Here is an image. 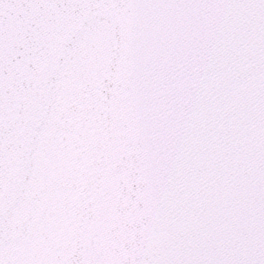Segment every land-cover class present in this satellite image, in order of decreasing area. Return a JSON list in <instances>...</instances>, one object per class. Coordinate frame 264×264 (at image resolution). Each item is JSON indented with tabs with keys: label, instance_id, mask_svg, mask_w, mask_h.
I'll return each mask as SVG.
<instances>
[{
	"label": "snow or ice",
	"instance_id": "6c2138e0",
	"mask_svg": "<svg viewBox=\"0 0 264 264\" xmlns=\"http://www.w3.org/2000/svg\"><path fill=\"white\" fill-rule=\"evenodd\" d=\"M0 264H264V0H0Z\"/></svg>",
	"mask_w": 264,
	"mask_h": 264
}]
</instances>
